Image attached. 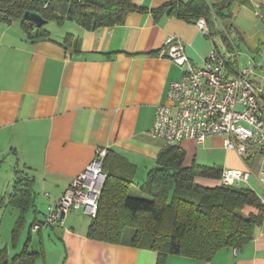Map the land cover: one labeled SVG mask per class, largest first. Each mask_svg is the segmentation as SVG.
<instances>
[{
  "label": "crops",
  "instance_id": "crops-1",
  "mask_svg": "<svg viewBox=\"0 0 264 264\" xmlns=\"http://www.w3.org/2000/svg\"><path fill=\"white\" fill-rule=\"evenodd\" d=\"M131 1L148 12L129 13L123 24L93 31L70 21H48L55 24L46 30L48 36L28 39L19 23L0 22V206L17 211L15 223L20 210L9 201L19 176L30 182L32 197L17 248L7 246L10 254L21 249L29 234V248L36 246L33 251L45 245V260L36 264H156V252L132 247L128 241L111 244L88 239L91 218L81 210L71 211L63 227L45 226L48 205L60 199L103 147L108 148L107 169L130 175L131 185L146 195L142 188L166 146L149 134L155 110L167 103L170 83L183 74L162 55L169 37L184 44L186 56L197 66L216 45L226 58L228 78L243 68L242 46L248 52L247 64L258 56L264 59V24L254 13L264 8V0H231L230 39L238 57L218 35L208 39L196 23L175 16L155 21L151 10L170 0ZM205 1L211 6L221 0ZM214 19L215 31H222L223 22ZM255 77L252 80L261 87ZM180 147L185 152L184 167L195 164L220 172L245 168L234 151L223 147L222 137L187 141ZM259 166L257 158L245 188L264 199L256 177ZM195 181L207 187L219 185V180L199 175ZM170 261L264 264V218L254 238L238 248H223L208 261L169 255L164 264Z\"/></svg>",
  "mask_w": 264,
  "mask_h": 264
},
{
  "label": "trees",
  "instance_id": "trees-1",
  "mask_svg": "<svg viewBox=\"0 0 264 264\" xmlns=\"http://www.w3.org/2000/svg\"><path fill=\"white\" fill-rule=\"evenodd\" d=\"M231 0H221L209 6L205 0L180 2L170 0L151 10L155 21L162 16H175L196 23L203 19L208 39L218 35L230 53H234ZM62 9L64 15L56 13ZM26 11L38 13L46 22L76 23L85 30L123 24L127 14L146 13L131 0H0V22L19 23L26 37H46L42 26L25 20ZM214 18L223 22V30L215 31ZM236 48V47H235ZM214 49L219 52L217 46ZM103 171L106 179L98 201L97 213L88 226V239L120 244L127 229L133 234L128 241L135 248L156 252L157 263L164 264L167 256L178 255L208 261L223 248H238L254 238L264 218V205L249 188L207 187L195 181V176L219 180L220 171L193 164L184 167L185 152L180 145H166L157 156V166L148 175L142 191L149 199L128 195L132 183L130 175ZM30 182L19 176L10 204L20 210L10 232V246L16 249L24 229V214L31 202ZM29 234L23 246L10 254L5 246L0 249V264H36L44 262V250H30Z\"/></svg>",
  "mask_w": 264,
  "mask_h": 264
},
{
  "label": "built area",
  "instance_id": "built-area-1",
  "mask_svg": "<svg viewBox=\"0 0 264 264\" xmlns=\"http://www.w3.org/2000/svg\"><path fill=\"white\" fill-rule=\"evenodd\" d=\"M254 13L264 24V8ZM196 25L204 35L208 34L203 19H198ZM164 46L162 55L182 68L183 74L170 83L167 103L156 107L149 134L166 145L222 137L223 147L234 151L245 168L223 169L219 185L248 187L254 175L252 164L260 158L256 177L264 190V91L252 80L255 67L241 68L228 78L226 58L215 49L197 66L186 56L181 41L169 37ZM235 56L238 57V52ZM107 151V147L98 148L92 161L71 181L60 199L48 205L45 226L63 227L68 214L75 210H81L89 218L96 216L106 179L103 163ZM259 199L264 205V199Z\"/></svg>",
  "mask_w": 264,
  "mask_h": 264
},
{
  "label": "rangeland",
  "instance_id": "rangeland-1",
  "mask_svg": "<svg viewBox=\"0 0 264 264\" xmlns=\"http://www.w3.org/2000/svg\"><path fill=\"white\" fill-rule=\"evenodd\" d=\"M56 13L60 15L62 13V9H58V11H56ZM54 25L55 24L53 22H46L43 25V27L45 30H52ZM261 41L264 42V37L261 39ZM263 49H264V47H263ZM241 50H242V54L239 55V60L241 62L242 67L243 68L248 67V66L255 67L254 68L255 75L257 76V77H255V79L257 80L259 85L262 88H264V59L262 60L258 56V57H255V59H256L255 61L250 60V64H247L248 52H246V49L243 46L241 47ZM263 56H264V51H263ZM6 192L8 193V191H6ZM130 195L132 197L135 196L137 198L149 199L145 194L140 192V190L138 189V186H136L135 184H132L130 187L129 196ZM2 196H5V193H2ZM0 197H1V195H0ZM16 217H17V211L15 209H13L9 206H6V205L0 206V249L5 247V246L6 247L8 246V248H9V246H10V232H11V229L13 228V223H14ZM88 219H90V218H88ZM132 234H133V231L131 229H127L125 232V235H124V241H129ZM25 238H26V232H24L22 235V238H21L22 242H24ZM44 246H43V249L45 252ZM34 248H36V246L34 247L33 245H30V250H34ZM168 264H173V262L170 261Z\"/></svg>",
  "mask_w": 264,
  "mask_h": 264
},
{
  "label": "water",
  "instance_id": "water-1",
  "mask_svg": "<svg viewBox=\"0 0 264 264\" xmlns=\"http://www.w3.org/2000/svg\"><path fill=\"white\" fill-rule=\"evenodd\" d=\"M23 18L34 23L37 26H42L46 23V21L38 13H34L31 11L24 12Z\"/></svg>",
  "mask_w": 264,
  "mask_h": 264
}]
</instances>
